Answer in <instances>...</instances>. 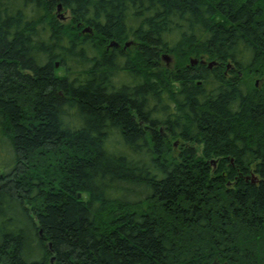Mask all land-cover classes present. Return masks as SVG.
I'll return each mask as SVG.
<instances>
[{
  "label": "trees",
  "instance_id": "16d2710c",
  "mask_svg": "<svg viewBox=\"0 0 264 264\" xmlns=\"http://www.w3.org/2000/svg\"><path fill=\"white\" fill-rule=\"evenodd\" d=\"M252 73L264 0H0V264H264Z\"/></svg>",
  "mask_w": 264,
  "mask_h": 264
},
{
  "label": "rangeland",
  "instance_id": "374dc122",
  "mask_svg": "<svg viewBox=\"0 0 264 264\" xmlns=\"http://www.w3.org/2000/svg\"><path fill=\"white\" fill-rule=\"evenodd\" d=\"M60 15H63L64 16V19L66 20V21H68L69 20V15H70V13H69V11H67V10H65V11H61L60 12ZM62 19V18H61ZM170 57V56H169ZM170 60H169V62L163 57V60H164V62L165 63H168V65L170 64V65H172L173 64V62H172V58H169ZM192 60V59H191ZM190 60V61H191ZM212 62V61H211ZM210 63V62H209ZM250 83L251 84H253V85H255V86H259V85H262L263 84V82H264V75H260V74H255V73H252L251 75H250ZM176 87H178V84H176ZM176 142V141H175ZM178 145V144H177ZM176 150L178 151L179 150V145L178 146H176Z\"/></svg>",
  "mask_w": 264,
  "mask_h": 264
},
{
  "label": "water",
  "instance_id": "95a60500",
  "mask_svg": "<svg viewBox=\"0 0 264 264\" xmlns=\"http://www.w3.org/2000/svg\"><path fill=\"white\" fill-rule=\"evenodd\" d=\"M61 10H62V5L59 4V5H58V11L60 12ZM60 16H61V18H64L63 15H60ZM83 31H90V29H89V28H85ZM111 45H113V46H114V45L117 46L118 44L113 42V43H111ZM126 45H129V42H127ZM164 58L169 62V60H170V59H169V58H170L169 56L165 55ZM197 62H198V61H197L196 59H192V60H191V64H192V65L196 64ZM201 62H202V63H205L204 60H201ZM213 64H215V61L210 62L208 65H209V67H212ZM49 246L51 247V244H50V243H49Z\"/></svg>",
  "mask_w": 264,
  "mask_h": 264
},
{
  "label": "bare ground",
  "instance_id": "6f19581e",
  "mask_svg": "<svg viewBox=\"0 0 264 264\" xmlns=\"http://www.w3.org/2000/svg\"><path fill=\"white\" fill-rule=\"evenodd\" d=\"M51 261H53V257L51 258Z\"/></svg>",
  "mask_w": 264,
  "mask_h": 264
}]
</instances>
